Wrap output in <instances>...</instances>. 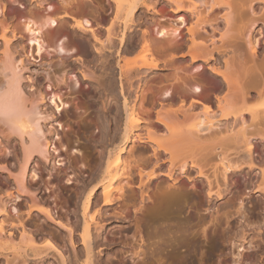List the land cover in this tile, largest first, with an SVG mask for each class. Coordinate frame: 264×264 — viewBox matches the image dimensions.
Returning a JSON list of instances; mask_svg holds the SVG:
<instances>
[{
	"label": "bare ground",
	"instance_id": "bare-ground-1",
	"mask_svg": "<svg viewBox=\"0 0 264 264\" xmlns=\"http://www.w3.org/2000/svg\"><path fill=\"white\" fill-rule=\"evenodd\" d=\"M113 1L116 3L115 6L112 5L116 7L117 15H115V18L119 20L122 19L120 17H123L122 20H119L122 21L120 31L116 29L117 22L115 24V19H112V22L105 27H103L104 25L99 26L97 23L98 26H93L95 24H92L87 14L88 10L95 4L93 0H12V2L10 0H0L1 38L5 45L0 59L2 64L0 110L4 107L5 95L7 94L9 108L12 111L25 110L28 112V118L21 123L18 132L11 130L8 124L0 119L10 133L17 134L20 137L23 148V162L19 167V172L15 175L11 172L16 193H11L14 195H9V199L4 201L5 204L13 200L16 201L20 196L28 194V165L35 156L46 161L53 158L55 167L63 164V158L55 145L56 140L60 139L58 132L60 129L55 128L57 133L54 132L52 139L47 137L44 130L43 122L48 119V115L42 111L40 104L48 101V92L47 90L36 92L37 94L31 92L33 97L35 94L36 96L35 98L31 96L33 99L29 98L30 96L21 85L24 79L23 71L26 69L25 60L19 52L20 57L15 55L16 50L13 52L11 40L25 38L27 53H32L31 51L34 48L38 57H42L44 55L43 50H47L45 47L46 42L43 39V34L47 32L50 37L49 46L53 47L59 54L72 55L79 62L83 63L86 56H92L91 53L93 52L89 48L91 44L95 53L94 58H92L94 61L91 62H100L103 65L101 67L110 71L115 58L114 66L116 65V67H113V70L118 69V88L116 91V87H114L115 91H112L114 95H110L115 101L116 112L110 127L112 133H109L110 131L102 132L100 162H97L94 166L90 174L91 186L87 193H84L86 195L80 211L83 219V223L80 222L83 224V235L76 231V220H70V223L67 221L68 218L65 219L66 223L61 219V221L58 220V223L62 225L61 227L64 226L68 231L73 254L77 252V248L74 250L76 232L81 235L80 240L84 250L82 253H85V260L88 261L86 263L83 260L86 264H93L95 246L100 244L107 246V242L103 243L100 241L101 239L95 241L93 239L95 237L92 238L91 229L98 231V234L102 233L101 231L104 229L103 221L112 219V213L110 214L108 211L109 207H113V205L123 200L125 202L129 198L134 202H138L136 203L139 206L137 207L138 211L133 210L136 214L142 208L144 209L148 201L151 200L150 192L153 185L159 179H164L166 185H163V188L161 187L160 193H156V195H159L157 196L158 200L167 202L165 204V202L159 201L167 206H163V208L173 206L178 201L176 199L179 196L184 197L181 193H184L183 191L188 185L201 186L200 188H202L208 202V208H210L216 199L224 198V193L229 188L227 183L234 180L232 179L233 175L244 171L245 168H249V170L254 168V150L258 146L255 139L259 135L263 137L264 134V128L262 130L263 134L260 132V127H264V103L259 110L257 108L252 110L255 108L249 106L251 85H249L250 80L248 81V77H253L250 72L251 68L255 67L259 60L257 43H255L252 36V28L259 20L264 23V0H167L166 7L168 8L164 5L159 9H154L153 5L155 3L152 0ZM254 3H262L259 13L254 10ZM142 6L147 10H154V13L162 19L170 16V13H168L170 11L177 15L184 12L186 17L185 14L179 15L180 25L171 24L170 28L164 26L154 27V20L156 22L154 18L150 22H143L145 24L140 28L141 33L139 32L140 34L136 39L137 33L130 35L128 30L132 26L140 25V23L134 24L136 21L134 17ZM76 7L81 9L80 19L74 15V8ZM95 7L94 9H96ZM245 11L248 12V15L250 13L247 22L242 19V15L246 17ZM100 24L102 23L100 22ZM74 27L79 30H86L85 33L88 30L91 31L89 33L92 34L90 37L93 38V42L77 38L75 40L73 38V42H71L72 32H74L72 28ZM69 38L72 44L69 42ZM243 40L244 45L247 43L249 48L246 53H243L241 47ZM135 51L140 54V58H137V60H131L126 56L127 53ZM107 54L111 58L114 57L112 65L106 57ZM148 56H152V58L155 56L156 58L154 57L150 59L151 61H148ZM6 60L9 62L11 71H7L4 67ZM113 70H111V77L113 76ZM166 70L173 72L170 79L164 73ZM114 72L116 73V71ZM107 74L105 75L107 76ZM152 75L161 85L166 76L168 79L166 81H170L169 86L149 89L147 82ZM263 75L260 76L264 77ZM261 80L263 81V79ZM77 83L78 81L75 80V85ZM258 84H261V88L259 87L257 92L261 94L264 91V81L263 83L260 81ZM61 103L64 107H67L65 106L66 103ZM60 125L62 124L57 123V126L61 128ZM228 147L230 150H236L237 152L234 151V154L237 156L234 158L231 155L232 158L227 157L226 155L232 151L226 153L227 150L229 151ZM220 148H222L221 152L216 154V156H219L220 164H215L214 168L217 165L220 166L215 168V172L211 176L204 170L203 160L206 155L210 154H207L209 149L214 150L213 153L215 154V150H220ZM223 149H225V156L222 153L224 152ZM74 152H77V150ZM212 159L215 160L213 157ZM260 171L262 178H264V168H261ZM36 175L35 173L32 177L35 178ZM220 177L223 179L222 184L224 186L219 182V180L221 181ZM67 181L68 183L72 182L71 178H68ZM87 184L89 183H86V186ZM226 185L227 188L224 189ZM35 197L32 199H35ZM134 202L133 204L136 206ZM243 204L244 200L241 199L240 209ZM33 205L30 207L31 210L43 211L37 208L39 207L37 204ZM135 206L133 207L136 208ZM158 206H160L159 203ZM177 208L178 206L175 209ZM179 209L177 211H180ZM12 210L18 214L16 207H13ZM122 210L117 213L120 214L119 218H127L128 216L122 217ZM1 211L3 215H8L5 208ZM50 211L47 209L43 212H45V216L54 221V215ZM163 213L168 216L165 210H162L160 214L163 215ZM147 215L150 217L151 213L148 212ZM172 215L174 218L176 212L175 215L174 213ZM118 216L115 217L116 220ZM71 218H74V216ZM152 218L154 220V217ZM149 220L151 219L149 218ZM77 221H80V219ZM21 223H18V225H21L20 239H23L22 242H26L27 245L29 243L34 259L39 261L42 258L44 259L41 255H47L48 252L44 253L46 250L43 249V245L38 246L35 237H32V234L27 230L26 224ZM4 224V219L0 217V241L3 239H7L6 242H9V240L14 241L13 228L6 232ZM18 225L13 224L16 227L15 230L19 227ZM170 225H165L166 227H160V229L155 226L156 230L153 227L154 232L153 230H151L152 232L148 231L146 238L149 237V245L164 248L168 251L170 258L175 257L177 260V256L181 255V249L188 246L190 250L187 249V251L189 253L185 256L182 253L181 257L192 260V257H195L193 254H197V251L195 252L196 244L190 242V237L194 238L192 237L194 234L190 236L191 232L189 234L188 230H184L186 226L182 229V227L176 228ZM141 228L138 227L140 235L142 233ZM152 238L156 241H153ZM24 239L26 240L24 241ZM28 240L29 242H27ZM142 241L145 242L143 235L141 236ZM142 247H144V243L139 245L137 249L131 247L133 254L137 257L146 254ZM53 248L52 246L51 249ZM27 251L29 249L26 251L23 249L24 255L28 254ZM57 251L60 260L59 262L57 259L58 262L67 264L65 252L59 249ZM244 251L245 248L238 247L234 254L235 258H240ZM73 256L76 259L75 262L80 258H76L75 254ZM181 257L178 261L182 263ZM178 261L176 263L180 264ZM238 261L240 262V260Z\"/></svg>",
	"mask_w": 264,
	"mask_h": 264
},
{
	"label": "rangeland",
	"instance_id": "rangeland-1",
	"mask_svg": "<svg viewBox=\"0 0 264 264\" xmlns=\"http://www.w3.org/2000/svg\"><path fill=\"white\" fill-rule=\"evenodd\" d=\"M93 1L96 7L94 5L93 6L96 9H94V7L92 6V8H90L88 10L89 12L87 13L89 15L87 16L92 21V24H95L93 26H98L96 25L97 23L99 24V26L104 25L103 27H105L112 22V19H115V24L117 22L116 29L120 31L122 29V21L119 20H122L123 17H120L122 19L119 20L115 18L117 12L115 11L116 7L113 6H115L116 3H114L113 0ZM10 2H12V0H10ZM152 2L155 3L153 5L154 9H159L164 5L165 7L167 6V0H152ZM13 4L15 5L16 3ZM261 7L262 3H254L255 11L260 12ZM74 9L75 17L80 19L81 9L77 7ZM91 9L92 11H90ZM168 13H170V16L162 19L161 17H159V15H156V13H154V10H147L146 8H144V6H142V8H140L135 14L134 19L136 21L132 18L133 21L136 22H134V24L140 23V25L132 26V30H128V34L134 35L137 33V39L138 35L141 33L140 28L143 27V24H145L143 22H150L154 19H156V22L154 20V27L156 28L162 26L170 28L171 24L180 25L178 17L179 15L185 14L184 12H181L177 15L172 11ZM118 16L117 18H119ZM242 16V19H245L244 22H247V17L250 18V13L248 15L247 12L246 17L244 15ZM136 17H138V19H136ZM100 22L102 24H100ZM119 22L120 24L118 25ZM131 24L134 25L133 23ZM72 31L74 32H72V38L70 37L71 42H73V38L74 40L77 38L82 40L85 39L86 41L87 39L91 43L93 42V38L90 37L92 34L89 33L91 31L88 30L87 33H85L86 30H79L75 27L72 28ZM252 36L255 43H257L256 47L259 55V62L257 61V65L251 68L250 72L253 77H248V81H251L253 79L252 82L249 81V85H251V101L249 100V106L255 109H252L251 107L249 108L252 110H256L257 108L259 110V108L262 107L264 103V91L261 89L263 91L261 92V94H258L257 92L261 85L258 84V86L257 83L260 81L261 83H263L264 81V77H261L264 73L263 21L259 20L254 24L252 28ZM43 39L46 42L45 47L48 50H43V58L41 56L38 57L37 52L34 48L31 51L32 53H27V43L25 41V38H17L16 40L12 39L11 48H13V52H15L16 50V54L14 53L15 55L20 57L19 54H21V57L25 60L26 69L23 71L24 79L22 80L21 85L28 96H30L29 98H31L32 96L31 92L39 93L43 90H47L48 92V101L40 104V108L42 109V111L45 114L47 113L48 115V119L43 122L44 130L46 131L47 137L49 139H52L54 132L57 133L55 128L58 127L60 129L58 131L60 139L56 140L55 145L59 149V153L63 158V164L55 167L53 158H49V160L46 161L41 157L35 156L28 165V194L20 196L16 201L13 200L5 204L4 201L9 199V195H14L11 193H16L15 185L13 184L14 179L12 178L13 176L11 172L14 175L19 172V167L23 162V148L22 144L20 143V137H18L17 134L10 133L8 129L5 128V125H3V123L0 121V211L5 208L8 212V215L5 216L1 213V211L0 217L5 221V231L7 232L9 230H12L13 228V231L15 233L13 238L14 241L12 240L13 242L10 240V243L8 241L6 242L7 239H3L0 241V264H60L59 256H57L59 255L57 254L58 249L62 252H65L64 254L67 257V264H86L88 262L85 260V253H82L84 252V250L81 244L80 234L83 233V219L81 217L80 211L82 209L81 206L84 196L86 195L84 193H87L89 187L91 186L90 174L97 162H100L99 154L102 149V132L110 131L109 133H112L110 127L112 125V118H114L116 109L115 101L112 99V96L110 94L114 95V87H116V91L118 88V69L116 68V70H113V67H116V65L114 66L115 58H111V56L109 55L110 53L107 54L106 57L111 61V65L114 58V62L112 65L113 67L111 66L112 69L109 68L113 70V78L110 76L112 75L111 70L109 71L107 68L104 69V67H101L103 65L100 62H95L98 65L94 62H91L94 61V59L92 58H94L95 53L94 50H92V44L88 41L87 42L91 44L89 48L94 54L91 53L92 56H86L85 59H83L82 63L81 61L79 62V60H75L70 54L68 56L66 54L57 53L53 47L49 46L50 37L48 36L47 32L43 34ZM242 42V51L243 53H246V50L249 49L247 47L248 45L247 43H245L246 45H244V40ZM4 48L5 45L3 43V39L1 38L0 26V59ZM26 53L27 55L30 54L29 57H27ZM126 56L131 60H137V58H140L139 52L136 51L127 53ZM62 57L64 58L61 60ZM154 57L155 56H153V58ZM153 58L152 56H148V61H151L150 59ZM1 65L2 64L0 60V78L2 77ZM254 68L255 70H253ZM106 71L108 74L106 73ZM114 71H116V73ZM164 73L166 74L168 79H170L173 75V72L169 70H166ZM168 73L170 74L168 75ZM105 74H107V76ZM166 76L165 80H163L164 82L162 85L158 84V80L156 78H153L155 76H150L147 82V87L151 90L156 89L159 86H162V88L168 87L170 81H166L168 80ZM114 79L116 80V83ZM261 79H263V81ZM75 80L78 81L76 85ZM114 83L116 86L114 85ZM36 94L34 95V97H32L35 98ZM61 102L66 103L65 106L67 107H64ZM57 123L62 124L60 125L61 128L57 126ZM263 128L264 127H260L261 133ZM255 141L257 142L258 146L256 147V150H254V168L250 170L249 168H245L244 171L237 172L235 175H233L232 179L234 180L233 182L231 181L232 184H230L231 182L227 183L229 188L224 193V198L216 199L213 206L210 208H208V202L202 188H200L201 186L198 185V187H194L192 185H188L183 191L184 193H181L184 195V197L179 196L176 199L178 201H176L173 206L168 207L169 209L166 208L168 209L166 210L165 208H163V206H167H165L163 203H160L165 201H160V199L158 200L157 196L159 195H156V193H160L159 191L162 190V188L164 187L163 185H166V181H164V179H159L153 185L150 192L151 200L148 201L144 209L142 208V210L145 211L140 210L139 212L134 214L135 212H133V210H137V207H139L136 204L138 202H134V200L132 201L129 198H127L125 202L123 200L118 204L113 205L114 208L112 206L109 207L108 211L110 214L112 213V219L110 218L106 221L102 220V224L104 225V229L103 231H101L102 233L98 234V231H96L95 229H91V234H93L92 238L95 237L96 239L93 238L95 241L101 239L100 241H102L103 243L107 242V246L105 244H100L94 247V249H96L94 250L95 252L93 256V264H177L176 262L180 259L182 253L184 254L183 256L189 253V251H187V249H189L188 246L187 248L185 246V248L183 247L181 249V255L177 256V260L175 259V257L170 258L168 255V251L164 248L150 246V241L148 240L149 237L146 238L148 231L152 232L151 230H153V227L156 226L159 227L157 229H160V227H166L165 225L168 226V224H171L170 226H175L176 228L182 227V229L184 226H186L184 227V230H188L189 234L191 232L190 236L194 234L192 237H197L195 238V241L194 238H191L189 236L190 242L192 244H196L195 252L197 251V254L195 252V254H193V256H195L196 258L192 257V260H186L185 258L181 257L182 263L179 262L180 260L178 261V263L180 264H264V178H262L263 176L260 171L261 168H264V134L263 137L262 135L261 137L260 135L256 137ZM225 149H223L224 152H222L224 156ZM76 150L77 152H74ZM221 150L222 148H220V150L218 149L217 151L215 150L216 153L214 154V150L209 149V152L207 151V154L210 153L212 156L208 154L211 157L208 158L209 156L206 155L205 159L203 160V163L205 164H203L204 170L211 176H213L212 174H214L215 168L220 166L217 165V167L215 166L214 168L215 164H220L219 156H216V154L217 152H221ZM231 150L233 151V149ZM231 150H227L226 153H229ZM232 151L226 156L230 157L231 155L233 158L237 156L236 154H234V151L235 153L237 151ZM212 157L215 158V160L212 159ZM35 173L37 174L35 176V178L38 177L37 179L32 177V175H34ZM68 178H71V183H68ZM88 179L89 181H87ZM219 182H221L220 184H222L223 179L221 178V181L219 180ZM86 183L90 184H87V186L89 185L88 188L86 186ZM227 185L224 187V189L227 188ZM33 197H35V199H32ZM241 199L244 200V204L240 209L239 204ZM133 202L136 204V206L133 204ZM157 202L160 204V206H158ZM156 203L157 205H155ZM166 203L167 202H165V204ZM33 204H37L39 206L37 208H40L43 211L47 209H49V211L52 210L50 212H52L54 215V221L45 216V212L43 211L42 213L41 211L39 212L31 210L30 207ZM129 204H132V208ZM133 206H135L136 208H134ZM175 206H178V208H180V211H177L178 208L175 209ZM13 207L17 208L18 214H16V212L12 210ZM160 207L162 210L166 211V214H168L169 218L164 213L163 215L160 214L162 211ZM121 209L124 210L121 211L123 212L122 217L128 216L127 218H119L120 214L117 213L120 212ZM114 211H116V213L113 214ZM148 212L151 213L150 217L148 215L146 216V213ZM173 213L176 218H173ZM73 216L76 219L71 218ZM117 216L118 219L116 220ZM146 217H149L151 220ZM152 217H154V220H152ZM67 218V221L69 223L70 220H76L75 228L76 231L80 233L79 234L76 232V236L74 239V242L76 243L74 250H76L77 248V252L74 251V254L76 258L80 257L78 258V263L75 262L76 259L73 256L74 254L71 247L72 244H70V238L68 237V231H66L64 226L61 227L62 225L58 223V220H62L64 223H66L67 221L65 219ZM79 219L80 221H77ZM20 222H22L23 225L26 224L27 230L32 234V237H35L37 245H43V249L46 250L44 253L48 252L46 253L47 255H41L44 257V259L42 258L43 261L34 259L35 257L33 256V252H31L29 248V243L27 245L26 242H22L23 239H20L21 225H18V223ZM13 224L19 226L17 227V230H15L16 227H14ZM147 224L150 228L147 227ZM138 227H142L141 235L138 232ZM156 227L154 228L155 230ZM93 231L95 233V236ZM29 232L28 234H30ZM195 233L197 234L196 236ZM142 235L144 236L145 242H141ZM25 240L26 239H24V241ZM154 240L155 239H153V241ZM197 241L198 243H196ZM27 242H29V240ZM143 243L144 247H142V249L146 252V254L142 255L141 257L135 256L133 254L132 248L137 249L139 245H143ZM52 246L54 247L53 249H51ZM238 247L245 248V251L242 252L240 258L236 259L234 254L238 250ZM23 249H25V251L29 249V251H27L28 254L26 252L27 255H24L25 253L23 252ZM163 250H165L166 252ZM76 253H78L79 255L82 253V256H79L78 254L76 255ZM57 259L59 260V262ZM94 259L96 260L94 261ZM83 260H85L86 263ZM172 260H174L175 262ZM183 260H186L187 262H184ZM238 260H240V262ZM188 261H191L192 263Z\"/></svg>",
	"mask_w": 264,
	"mask_h": 264
},
{
	"label": "clouds",
	"instance_id": "clouds-1",
	"mask_svg": "<svg viewBox=\"0 0 264 264\" xmlns=\"http://www.w3.org/2000/svg\"><path fill=\"white\" fill-rule=\"evenodd\" d=\"M4 67L7 71H11L9 62L6 60L4 62ZM28 118V112L25 110H17L12 111L9 108V97L5 95V103L2 110H0V119L3 122L8 124L11 130L14 132L20 131L21 123L24 122Z\"/></svg>",
	"mask_w": 264,
	"mask_h": 264
}]
</instances>
